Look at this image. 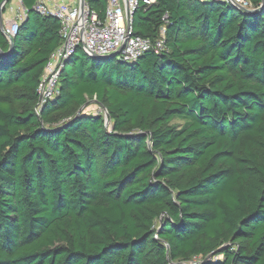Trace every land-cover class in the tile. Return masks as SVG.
I'll return each instance as SVG.
<instances>
[{
	"label": "trees",
	"instance_id": "16d2710c",
	"mask_svg": "<svg viewBox=\"0 0 264 264\" xmlns=\"http://www.w3.org/2000/svg\"><path fill=\"white\" fill-rule=\"evenodd\" d=\"M20 1L10 53L0 29V264H264V8L140 3L134 33L166 51L78 48L36 114L60 23Z\"/></svg>",
	"mask_w": 264,
	"mask_h": 264
},
{
	"label": "built area",
	"instance_id": "2783aa9c",
	"mask_svg": "<svg viewBox=\"0 0 264 264\" xmlns=\"http://www.w3.org/2000/svg\"><path fill=\"white\" fill-rule=\"evenodd\" d=\"M221 1L233 8L254 11L248 0H201ZM102 17L90 10L85 0H36L34 10L40 15L51 16L60 23V46L49 56L39 80L36 93V114L58 94V79L69 57L78 49L88 57H114L131 64L146 53L160 55L166 51L164 40L150 41L137 36L132 28V18L140 3L151 5L154 0H105ZM25 19V10L15 12L9 22H2V33L8 41L16 35ZM164 31H161V36Z\"/></svg>",
	"mask_w": 264,
	"mask_h": 264
},
{
	"label": "crops",
	"instance_id": "0c3cea01",
	"mask_svg": "<svg viewBox=\"0 0 264 264\" xmlns=\"http://www.w3.org/2000/svg\"><path fill=\"white\" fill-rule=\"evenodd\" d=\"M55 1V0H51ZM22 9L20 0H12L9 5H7L5 12L2 14V22H9L12 20L15 12Z\"/></svg>",
	"mask_w": 264,
	"mask_h": 264
},
{
	"label": "water",
	"instance_id": "95a60500",
	"mask_svg": "<svg viewBox=\"0 0 264 264\" xmlns=\"http://www.w3.org/2000/svg\"><path fill=\"white\" fill-rule=\"evenodd\" d=\"M8 1H9V0H4V1L2 2V4H1V7H0V29H1V31H2V12H1V10H2L3 5H4L5 3H7ZM262 8H264V0H262L261 8H259L258 10L250 11V12H248V11H244V10H242V9H238V8L235 7V9L241 11L242 13H255V12L259 11V10L262 9ZM11 50H12V43H11V40H10V49H9V53L11 52ZM90 58H92V59H104V58H107V57H104V56H94V57H90ZM81 110H82V108L78 111L77 114H80ZM105 118L107 119V113H106V112H105ZM106 124H107V120H106Z\"/></svg>",
	"mask_w": 264,
	"mask_h": 264
},
{
	"label": "rangeland",
	"instance_id": "374dc122",
	"mask_svg": "<svg viewBox=\"0 0 264 264\" xmlns=\"http://www.w3.org/2000/svg\"><path fill=\"white\" fill-rule=\"evenodd\" d=\"M86 112H101V109L93 102L90 101L88 107H85Z\"/></svg>",
	"mask_w": 264,
	"mask_h": 264
}]
</instances>
